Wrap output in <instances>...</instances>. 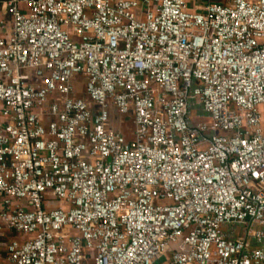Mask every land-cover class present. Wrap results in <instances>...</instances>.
I'll return each instance as SVG.
<instances>
[{"label":"built area","instance_id":"2783aa9c","mask_svg":"<svg viewBox=\"0 0 264 264\" xmlns=\"http://www.w3.org/2000/svg\"><path fill=\"white\" fill-rule=\"evenodd\" d=\"M0 104L9 262L264 264V0H0Z\"/></svg>","mask_w":264,"mask_h":264},{"label":"rangeland","instance_id":"374dc122","mask_svg":"<svg viewBox=\"0 0 264 264\" xmlns=\"http://www.w3.org/2000/svg\"><path fill=\"white\" fill-rule=\"evenodd\" d=\"M83 77L80 75L79 78ZM82 95L85 96L84 91H82ZM113 125L116 129L121 130L125 137L129 140H132L134 137L135 125L133 115H120L117 111L112 112ZM10 237H6L5 239L8 241ZM1 240V239H0ZM1 241H4L2 239Z\"/></svg>","mask_w":264,"mask_h":264},{"label":"crops","instance_id":"0c3cea01","mask_svg":"<svg viewBox=\"0 0 264 264\" xmlns=\"http://www.w3.org/2000/svg\"><path fill=\"white\" fill-rule=\"evenodd\" d=\"M224 2V0H219ZM226 2H229L230 0H225ZM0 110H1V104H0ZM3 117L0 114V121H3ZM6 237H10L8 238L9 240L7 241L5 238ZM18 237L17 234L15 233H11V232H6L5 235H0V239H4V241L0 240V253H1V257H0V264H13L11 262L8 261L7 257H6V247H5V243L10 242L12 239Z\"/></svg>","mask_w":264,"mask_h":264},{"label":"trees","instance_id":"16d2710c","mask_svg":"<svg viewBox=\"0 0 264 264\" xmlns=\"http://www.w3.org/2000/svg\"><path fill=\"white\" fill-rule=\"evenodd\" d=\"M224 3H227V2L224 0Z\"/></svg>","mask_w":264,"mask_h":264}]
</instances>
